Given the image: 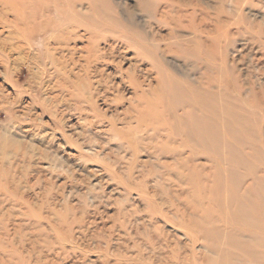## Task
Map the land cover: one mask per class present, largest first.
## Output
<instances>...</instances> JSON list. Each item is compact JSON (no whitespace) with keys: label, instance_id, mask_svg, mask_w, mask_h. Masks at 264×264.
Wrapping results in <instances>:
<instances>
[{"label":"bare ground","instance_id":"bare-ground-1","mask_svg":"<svg viewBox=\"0 0 264 264\" xmlns=\"http://www.w3.org/2000/svg\"><path fill=\"white\" fill-rule=\"evenodd\" d=\"M120 1L0 0L18 47L39 40L57 67L51 49L85 39L88 64L125 74L130 108L112 130L139 174L106 169L143 206L119 201L102 225L49 191L29 201L0 132V264H264V27L234 4L135 0L144 8L124 13Z\"/></svg>","mask_w":264,"mask_h":264},{"label":"rangeland","instance_id":"rangeland-1","mask_svg":"<svg viewBox=\"0 0 264 264\" xmlns=\"http://www.w3.org/2000/svg\"><path fill=\"white\" fill-rule=\"evenodd\" d=\"M135 2L121 0L118 6L124 13L144 8ZM185 3L200 5L212 13L219 6L234 4L251 22L264 27V0ZM142 15L147 17L148 12L142 11ZM149 22L141 25L147 27ZM75 44L76 50L51 49L60 58L59 66L54 67L52 55L46 53L39 40L34 47H18V41L11 39L0 24V132L9 144L3 166L11 170L29 201L38 202L49 191L54 203L73 205L79 215L86 212L87 217L97 212L102 225H110L119 201L143 207L139 192H122L106 169L113 167L122 177L139 174L131 157L118 147L119 139L112 130L113 125L123 127L122 122L127 120L133 87L121 82L125 74L111 62L113 59L108 64H88L82 50L87 41L71 43ZM101 46L109 48L105 43ZM125 63L124 68L128 66ZM88 147L95 150L87 151ZM99 169H104L103 173ZM91 194L97 196L93 201L97 211L87 208Z\"/></svg>","mask_w":264,"mask_h":264}]
</instances>
